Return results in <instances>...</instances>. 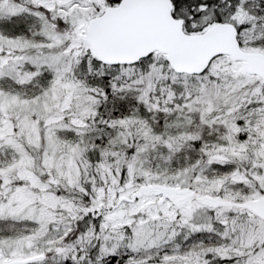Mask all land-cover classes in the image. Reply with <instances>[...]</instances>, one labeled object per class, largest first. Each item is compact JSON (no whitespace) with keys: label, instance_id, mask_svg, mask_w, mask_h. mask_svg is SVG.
Instances as JSON below:
<instances>
[{"label":"snow or ice","instance_id":"obj_1","mask_svg":"<svg viewBox=\"0 0 264 264\" xmlns=\"http://www.w3.org/2000/svg\"><path fill=\"white\" fill-rule=\"evenodd\" d=\"M0 264H264V0H0Z\"/></svg>","mask_w":264,"mask_h":264}]
</instances>
